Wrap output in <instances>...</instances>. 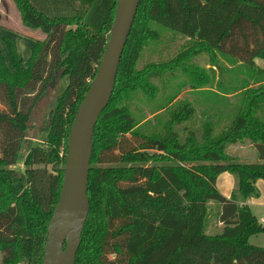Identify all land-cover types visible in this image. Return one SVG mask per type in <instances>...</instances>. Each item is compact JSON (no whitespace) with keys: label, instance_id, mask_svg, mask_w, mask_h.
I'll return each mask as SVG.
<instances>
[{"label":"trees","instance_id":"16d2710c","mask_svg":"<svg viewBox=\"0 0 264 264\" xmlns=\"http://www.w3.org/2000/svg\"><path fill=\"white\" fill-rule=\"evenodd\" d=\"M12 1L22 24L44 38L33 41L23 66L11 38L4 37L10 64L0 50V264H42L67 136L104 52L116 0ZM245 6L261 13L249 7L244 12ZM158 26L188 37L179 60L208 56V68L221 76L216 94L238 95L228 128L214 133L207 118L197 135L184 123L194 108L175 100L177 94L169 97L166 104L175 100L174 108L164 120L159 112L145 121L134 115L131 105L139 94L155 97L159 64H148L144 74L136 64L144 46L159 39ZM218 54L242 65L238 91L225 93L222 77L230 67L217 61ZM257 58L264 59V0L139 1L113 92L94 127L89 212L75 264H264V247L249 242L264 227L246 203L259 196L255 183L264 181V165L234 162L225 152L245 132L264 136V69L255 65ZM192 70V90H212L204 84L211 85L213 76H201L190 64ZM58 71L67 84L50 113L45 144L31 145L26 169L17 175L11 166L29 115ZM253 144L264 160V141ZM222 172L235 179L229 198L216 186ZM214 207L221 226L208 233L206 219Z\"/></svg>","mask_w":264,"mask_h":264},{"label":"rangeland","instance_id":"374dc122","mask_svg":"<svg viewBox=\"0 0 264 264\" xmlns=\"http://www.w3.org/2000/svg\"><path fill=\"white\" fill-rule=\"evenodd\" d=\"M205 1L206 0H200L202 5H204ZM246 7L249 6L243 7L245 10L244 12H250ZM249 8L252 9V12L258 14L261 13L259 9L252 7ZM22 27L23 32L25 31L24 33H21ZM157 29L159 31V39L154 42L150 41L144 46L136 64V69L142 71L143 74L151 69L147 68L148 64H159V78H154L152 80L156 88L155 97L146 98L144 95L139 94L141 98H136L135 103H132L131 105V110L134 115L142 117V119L144 117L143 121H145L146 119L154 117V115L159 112V120H164L168 117L169 111L174 108V104L172 105V103L175 100H186L192 105L194 111L192 113V119L187 120L184 123L189 128L193 129L197 135L201 132L203 124L207 123L205 122L207 118L208 122L210 121L212 123L214 133H218L221 130L228 128L232 119V115L229 111L238 104V95L225 98L220 94L215 93L220 90L216 86V81L218 79L217 77L221 76L216 69L211 70L208 68L212 66L209 63V58L206 54L203 53L190 59L182 58L179 60V56L188 49L186 48L188 46L187 36L160 26H158ZM4 37L11 38L12 43L16 48L18 47V55L22 59L21 65L23 66L30 55L32 42L36 39H43L44 35L39 30H31L23 26L20 20V14L12 0H0V50L9 62L8 47ZM217 61L224 68L230 67L229 70H226L223 73L222 77V79L224 78V83H226L227 87H225V90L223 87L225 93L238 91L239 79H241L245 73L244 69L241 67L242 65H239L238 62H231V60L226 59L220 54H218ZM255 61L259 67L264 69V59L257 58ZM190 64L198 67L201 76L204 74L213 76L214 79L211 85L204 84V86H207L208 88L211 86L212 88L210 89L212 90H206L205 87L200 88L198 91L192 90L191 82L196 74L193 70L190 71ZM66 84L67 79L59 76V79L56 80L54 85L47 86L39 95V98L42 101L40 104L41 107L38 108L36 116L33 117V119H36L33 121V124H31L29 131L27 132L29 138H26V141H32L34 143H39L40 145L45 144L46 127L50 120V113L55 105L54 103L56 102L57 97L61 94ZM236 87L238 88L236 89ZM251 87L254 88L255 85L252 84ZM175 94H177L175 100L170 106H167L168 104L166 103L169 97ZM43 104H46L44 107V114H42ZM164 105L167 106L166 109H161ZM158 108L159 111H157ZM39 113L43 115L42 122H40ZM203 114H208L210 117H204ZM184 123L177 125V127L182 129ZM36 124L40 125L38 131H35V128L37 127ZM34 135H36L35 138H33ZM255 139L264 141V136L262 135L257 138V135L254 134V132H245L244 135L236 139V141L226 145V155L234 162L244 163L240 162L242 160L255 161L254 148L252 147ZM254 164L264 165V161H255ZM11 167L15 170V165ZM45 168L50 170L51 166L47 165ZM214 213L215 207L214 209H210L206 219V229L208 233H213L219 228ZM259 237L262 238L263 236H254L249 242L253 245L264 244V239L262 238L260 240Z\"/></svg>","mask_w":264,"mask_h":264},{"label":"water","instance_id":"95a60500","mask_svg":"<svg viewBox=\"0 0 264 264\" xmlns=\"http://www.w3.org/2000/svg\"><path fill=\"white\" fill-rule=\"evenodd\" d=\"M139 1L116 0L115 13L104 52L90 86L78 105L67 136L61 189L48 222L42 264H75L81 233L89 212L87 184L94 127L113 92L120 58ZM59 76L60 71L56 72L54 83L59 79ZM41 102L40 98L36 101L26 123L25 139L20 145L15 162L17 175L24 173L26 169L25 159L34 143L26 141V138H29L27 132L36 119L33 117L41 107ZM54 104L56 105V102ZM45 105L42 106V114H44ZM39 116L40 122H42L43 115L39 113ZM36 126L35 131H38L40 125L36 124ZM35 137L36 135L33 136V138Z\"/></svg>","mask_w":264,"mask_h":264},{"label":"crops","instance_id":"0c3cea01","mask_svg":"<svg viewBox=\"0 0 264 264\" xmlns=\"http://www.w3.org/2000/svg\"><path fill=\"white\" fill-rule=\"evenodd\" d=\"M24 26V25H23ZM27 28V27H26ZM25 32V31H24ZM23 32V27H22V31ZM27 32V31H26ZM32 42V41H31ZM33 43V42H32ZM32 45V44H31ZM15 46V45H14ZM18 47L16 48L15 46V50L18 54L17 51ZM19 56V55H18ZM7 60V59H6ZM256 60V59H255ZM254 60L255 65L258 66L257 62ZM8 62V60H7ZM259 67V66H258ZM261 68V67H259ZM263 69V68H262ZM252 147L254 148V144H252ZM254 159L255 161H264L262 159H259L257 157V153L256 150L254 148ZM236 160V159H234ZM253 161H249V160H242L240 162H244L247 164H252L255 162ZM234 184H235V179L233 177L232 174L228 173V172H222L221 174L218 175L217 180H216V186L218 188V190L222 193L223 196H225L226 198H229L231 191L234 188ZM256 186L258 188L259 191V196L258 197H251L249 198L246 203L249 206V209L251 211V213L255 216V218L257 219V221L264 227V181L262 179H258L256 181ZM217 225L220 227L221 224L217 222ZM254 236H263L262 238L264 239V232L253 235L249 238V240L254 237ZM262 238L259 237V239L261 240ZM251 241V240H250ZM257 246H262L264 247V244H254Z\"/></svg>","mask_w":264,"mask_h":264}]
</instances>
